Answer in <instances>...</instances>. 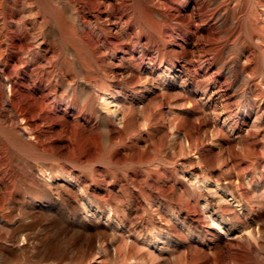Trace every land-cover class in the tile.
Listing matches in <instances>:
<instances>
[{"label": "rangeland", "instance_id": "rangeland-1", "mask_svg": "<svg viewBox=\"0 0 264 264\" xmlns=\"http://www.w3.org/2000/svg\"><path fill=\"white\" fill-rule=\"evenodd\" d=\"M0 264H264V0H0Z\"/></svg>", "mask_w": 264, "mask_h": 264}, {"label": "bare ground", "instance_id": "bare-ground-1", "mask_svg": "<svg viewBox=\"0 0 264 264\" xmlns=\"http://www.w3.org/2000/svg\"><path fill=\"white\" fill-rule=\"evenodd\" d=\"M215 222V221H214Z\"/></svg>", "mask_w": 264, "mask_h": 264}]
</instances>
